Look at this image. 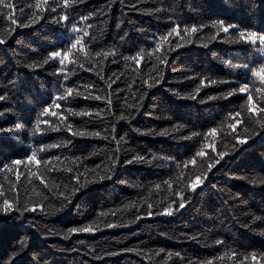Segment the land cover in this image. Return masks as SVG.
<instances>
[{"label":"trees","instance_id":"1","mask_svg":"<svg viewBox=\"0 0 264 264\" xmlns=\"http://www.w3.org/2000/svg\"><path fill=\"white\" fill-rule=\"evenodd\" d=\"M10 2L24 6L25 14H30L26 0ZM57 2L62 4L63 0ZM27 3H34V0H27ZM133 4L136 5V10L132 8ZM156 8H163L165 11L156 13ZM258 8L259 0H83L82 3L76 0L67 10L72 23L66 27L52 19L56 13H45L44 19L29 28L17 27L7 43L0 45V95L7 96L6 101H0V110L12 106L15 112V115L5 113L0 116V127H12L16 123H23L25 127L0 135V144L3 145L0 166L7 162L6 157L22 158L29 145L38 151L41 145L57 144L70 138L73 140L71 151L46 148L44 152H38V155L43 159L59 155L64 163L54 162L57 167L70 166V159L73 156L79 157L82 162L80 171L89 179L92 176L85 169L100 172L108 155L115 148V143L100 138L71 137L63 128L69 123L73 130L86 128L89 131H100L105 127L98 118L71 115L69 110L95 113L103 109V101L85 100L83 96L75 94L81 92L88 95L91 92L93 95H104L103 91L97 93V90L106 89L107 83L111 82L110 77L119 79H116L109 91L123 90L117 93L121 98L119 102L117 95L112 97L117 114L122 98L127 97L128 103H136L140 95L144 97L140 101L139 110H131L134 119L116 124L117 133L125 136L127 141L122 145L121 161L125 150L130 153L140 151L141 154L171 155L178 161L188 160L201 147L203 135L190 141L180 137L191 135L192 132L203 134L211 127H218L220 133L214 138L217 149L231 151L233 141L227 125L232 121L228 118V113L237 110L244 101L236 97H230L231 102L208 101L207 97L226 93L230 87H238L239 83L244 82L237 68L223 64L222 59L229 60L232 65L251 60V66H257L259 58L250 46L233 43V30L228 34L220 32L219 36L212 39L218 29L213 28L211 22L223 19L226 23H237L242 27H264ZM6 11L4 10L5 13ZM60 11L58 8L57 12ZM89 13H94V16L82 22L80 18ZM12 14L18 18V22L24 18L18 8ZM172 21L179 22L181 29L184 25L191 27L193 24L204 27L191 36V44L181 41L179 37H169L173 46L176 43H185V46L170 53L166 66L159 65L155 55L160 53H155L151 58H148L147 53L155 48L160 35L166 34L175 26ZM73 24L89 33L88 36L81 33L84 51L72 50L65 61L64 72L57 74V69L61 67L58 60H49L48 64H42V61L48 52L60 47L67 50L70 47L75 39L70 31ZM88 24L92 27L88 28ZM117 24L120 25L119 28ZM12 27L15 26L11 25L7 15H0V35H4L5 30ZM121 36L125 37L124 40H121ZM205 43L208 48L202 46ZM168 48L169 44L165 43L161 51ZM140 49H144V53L141 54L143 59L138 67L132 60L123 59L125 56H135ZM101 50L114 51L117 54L116 62L113 63V57L109 55L103 64L98 63L100 58L95 53ZM35 64L42 66L36 67ZM81 64L84 65L83 68L80 67ZM153 64L162 70L163 81L152 88L142 87L143 80L148 79L150 74L156 75L152 71ZM88 68L92 70L86 71ZM97 72L104 80L99 79ZM64 75L69 77L67 81H64ZM201 77L232 83L202 87L195 100L187 99L189 94L195 95ZM251 81L254 102L264 101V96L255 93V89L261 87L260 78H251ZM61 82L74 89L73 97L58 101L61 105L59 109L50 108V111L57 113L56 116H39L43 107L52 103L51 97L62 91L58 89ZM88 84H94L95 88L86 90L85 86ZM170 89H175L179 95L173 94ZM201 98L205 100L204 103L200 102ZM242 115L246 117L247 114ZM61 117L64 118V123H61ZM37 119L47 120L49 123H42L41 132L34 134L33 125ZM108 119L114 120V117ZM173 125L177 128L174 129ZM248 125L256 127L252 121H248ZM52 126H58L62 131H51ZM150 129L156 133L166 130L167 134H140ZM237 132L242 136L248 135L243 126L238 125ZM226 133L229 134L225 135ZM212 140L209 137L207 142L211 143ZM207 151L211 155L210 150ZM262 154L264 142L258 137L254 147L245 148L222 168L218 165L219 172L213 169L214 178L209 174L211 183L203 191L197 189L191 203L173 217L145 218L142 213L148 203L155 206L170 202L173 192L167 189L163 181L169 180L176 189L170 177L175 178L183 165L181 169H177L175 165L169 168L121 163L111 180L91 185L87 197L80 201L74 200L72 205L61 212H56L60 201L44 190L49 196V200L45 201L46 215H42L39 210L35 213L28 212L24 217L10 220L0 228V258H6L18 247L20 241L27 245L22 254L25 261H30L35 255L40 264H149L145 253L149 250L155 253L161 249L164 251L160 256H153L152 264H172L176 259V252L184 257L183 264H189V261L191 264H200L201 261L220 256H224V259L216 260L214 264H233L229 256L225 255L229 253V249L239 251L241 255L251 251L264 252V236L260 234L264 231V222L254 219L256 216L264 217V185L260 184V180L264 179ZM65 157L69 159L66 160ZM96 165H100L101 169H97ZM201 165L206 168L207 160L198 159L195 166L190 164V174L200 170ZM43 167L40 166L41 172ZM32 170L36 171L35 165ZM19 171L23 184L20 188L22 199H38L33 188L42 190L43 185L34 178L33 183H29L25 179L27 169L23 166ZM66 175L52 173L43 178L50 186L53 183L62 185ZM14 180V172H0V185H3L9 197V183ZM252 180L256 183H250ZM156 185L160 187L157 188ZM137 215L142 216L141 220L131 223ZM105 223L126 226L106 229ZM88 224L99 226L104 231H96L94 234L67 232L70 227ZM245 224L248 227H244ZM65 235L70 238L64 239ZM193 235L197 237L196 240L188 238ZM216 239L224 240L225 246L214 245ZM79 240H84L85 243L80 244ZM92 249L95 250V256L91 253ZM124 249L131 251H123ZM106 252H120V255L106 256ZM169 252L173 254L171 258L167 255ZM97 256L101 259L95 258Z\"/></svg>","mask_w":264,"mask_h":264},{"label":"snow or ice","instance_id":"2","mask_svg":"<svg viewBox=\"0 0 264 264\" xmlns=\"http://www.w3.org/2000/svg\"><path fill=\"white\" fill-rule=\"evenodd\" d=\"M76 2V0H63V3H58L57 0H34V3H27L26 6L28 7L30 14H25V7L18 6L10 0H0V15H7V18L10 19L12 27L10 29L5 30L4 35H0V45H5L7 43V39L11 38L12 34L16 31V28H29L32 25L38 23L41 19H44L45 13H56L52 19L55 23L60 24L62 26H67V24L72 23V19L67 15V10L72 7V5ZM82 3L83 0H80ZM19 12L24 16V18L19 19L13 15V10L17 9ZM61 9L60 12H57V9ZM133 10H136V5H132ZM4 10H7L6 13ZM165 9L163 8H156V13H162ZM258 11L261 14L262 20H264V0H259V8ZM94 16V13H89L87 16H82L80 19L82 22L88 21L90 18ZM171 20V17H169ZM175 26L171 27L170 30L164 34L160 35L156 42L155 48L147 53L148 58H151L155 53H160L155 55L156 61H158L159 65H167L168 63V56L171 52L175 51L177 48H181L185 46V43L191 44L193 41L191 40V36L195 35L197 32L201 31L204 25H200L199 27L193 24L191 27L184 25L181 29L180 23L172 21ZM211 26L213 28H217L218 31L212 37L215 39L216 36H219L220 32L228 34L230 30H233L235 33V37L233 39V43H242L245 45L250 46L255 54L259 58V62L257 66H251L252 61L245 62L239 65H232L231 62L227 59H222V63L228 65L229 67H236L238 72L242 74L243 81L239 83L238 87H230V89L226 93H220L217 96L209 95L207 97L208 101L212 100H225L229 101L230 97H236L239 100L244 101V103L239 105V108L234 111H230L228 113V118L231 119V123L227 125L228 129L231 130L230 135L232 138V145L231 151L226 150H218L215 144V137L220 134L218 132V127H211L208 129L206 133H197L192 132L191 135H183L180 139L185 141H190L194 137H200L203 135V140L201 142V147L195 151L194 155H192L188 160L185 161H178L175 156H158L154 153H144L141 154L140 151L135 152H128L125 150L124 159L121 161L120 153L122 150V145L126 144L127 141L125 136L119 135L116 130V124L119 121H128L130 119H134L132 114V109L139 110L140 101L143 100V95H140L139 99L136 100V103H128V98H122V103L120 104V111L117 114L114 111L115 105L113 102L112 97L117 95L119 91H123L122 89H117L115 91H109L112 89V84L116 82V79H112L111 77L109 80L110 83H107L106 89H98L97 93L103 91L105 94H95L93 95L89 92L88 95H84L81 92H76V96H83L85 100H96V101H103L105 107L96 111L95 113L91 111H81V112H73L71 110V115H80V116H88L98 118L102 123L105 124L100 131H89L86 128H77L73 130L72 124H66L63 128L64 131L70 133L71 137H80V138H100L104 140H108L110 143H115V148L112 149V152L107 157V162L104 164L103 168L101 169L100 165H96L97 169H101L100 172L93 170L85 169V171L89 172V175L92 176L91 179L85 175L84 172L80 171L82 166V162L80 161L79 157L73 156L70 159V166L66 165L64 167H57L58 162L63 164L64 162L61 160L59 155H53L49 159H43L38 155V152H44L46 148H58L62 150L71 151V145H73L72 139H67L66 141H62L57 144L52 145H41L40 148L34 150L31 145L28 146V151L24 154L22 158H11L6 157L7 162L3 163L0 166V172H7V173H15V180L9 183L8 193H11V196L6 194L3 185H0V228L4 227L8 224L10 220L19 219L20 217H24L25 213L32 212L35 213L38 210L42 215H46V207L45 201L49 200V196L45 194L44 190H47L52 196L56 197L60 201V207L56 209V212L64 211L68 208L69 205L73 204V201H80L83 197H87L90 192V186L100 183L105 180H111L113 175L116 172L117 166L121 163L125 165H133V164H140V165H148L150 167H164L167 166L171 168L173 165L177 169H181V165L183 168L181 171L175 176V178L170 177V180L176 185V190L173 188V183H170L169 180L163 181V183L167 186V189L172 190L173 198L170 202L166 204H157L153 205L152 203H148L144 208L142 213L143 217H173L180 210L185 209L188 204L191 203L192 197L194 194L197 193V189L203 191L208 184L211 183L209 174H212L214 178L215 173L213 169H216L217 172L220 171V168H217L219 165L221 168L224 164H227L231 159L234 158L236 154L245 150V148H252L255 146L257 142V138L259 137L262 142H264V101L261 102H254V93L253 89L250 86L251 78H260L261 87L255 89V93L258 96H264V27L257 28L255 25H245L241 26L237 23H226L223 19H214L211 22ZM88 28H91L92 25L88 24ZM119 28L120 25L117 24ZM74 35L75 39L71 42L70 47L67 50H64L63 47L57 48V50L50 51L47 54V57L43 59L42 64H48L49 60H54L59 62L61 67L57 69V74L63 73L65 70V61L69 57V53L72 50H77V52L84 51V47L82 44V36H88L89 33L78 27L76 24L72 25L70 30ZM183 32V35H181ZM127 33H125V36ZM179 37L181 41H185V43H176L174 46L172 45V41L169 40V37ZM124 36H121V40H124ZM95 39V37H92ZM165 43L169 44V48L166 51H161L163 45ZM204 48H208V44L205 43L202 45ZM53 47H56L53 45ZM144 53V49H140V51L135 56H125L123 59L125 61L132 60L134 64L138 67L143 56L141 55ZM111 55L113 57L112 62H116V53L114 51H98L95 53L96 57H99L100 60L98 63L103 64L107 57ZM34 66L40 67L41 64H35ZM81 68L84 67L83 64L80 65ZM95 67V65H93ZM86 71H91V68L85 69ZM152 71L156 73V75H149L148 79L142 81V87L152 88L156 85L161 84L163 81V72L162 70L156 65L153 64ZM250 73V76H249ZM137 74L138 71H137ZM99 79L104 80V77L97 72ZM64 81H67L69 77L64 75ZM191 79V77H189ZM217 83L220 84H230L232 82L227 80L217 81L215 79H210L207 77H201L199 80V86L195 89V95L189 94L186 98L195 100L200 93L202 87H208L210 85H216ZM129 90H131V85L128 86ZM87 89L95 88L94 84H88L85 86ZM58 89L62 91L59 92L56 96L51 97L52 103L47 104L43 107L42 111L38 114L39 116H56L57 113L55 111H50V108L55 107L57 109L60 108V104L58 101H66L70 97H73L74 89L72 87H67L64 83L58 84ZM175 95H179V93L175 89H170ZM135 97V94H133ZM6 95H0V101H6ZM121 98L117 95V101L119 102ZM201 103H204L205 100L201 98ZM231 102V101H229ZM5 113H10L15 115L12 106L6 107L3 110H0V116H3ZM103 113V115H102ZM242 113H246V117L242 115ZM109 117H114V120L108 119ZM248 121H252L256 127L251 128L248 125ZM47 124L49 121L47 120H40L37 119L35 124L33 125V132L34 134H39L41 132V124ZM61 123H64V118L61 117ZM243 126L244 132L248 133V135L242 136L239 132H237V127ZM25 125L23 123H16L12 127H0V135L6 133H13L14 129H22ZM173 128L176 129L177 126L173 125ZM51 131L59 132L62 129L58 126H52ZM137 131H139L137 129ZM141 135H166V130L161 131L159 133L154 132L153 130H148L147 132H141ZM226 133L225 135H228ZM209 137H212L213 140L211 143L207 142ZM3 145L0 144V152H2ZM227 147V145H225ZM211 155L209 154V151ZM264 155V154H262ZM130 157V158H129ZM65 159H69L65 157ZM204 161L207 160L206 168L201 165V169L196 171L194 174H190L192 172L189 169V165L195 166L197 164V160ZM223 162V164H222ZM36 166V171H33V166ZM43 165V171L41 172L40 166ZM21 166L27 169L25 174V179L28 180L29 183H33V178L38 180L40 185H43L42 190H37L36 187L33 188V192L35 193L38 199H32L31 197L27 199H22L20 194V188L23 186L21 182V172L19 171ZM52 173H61L67 174L65 177V182L62 185H57L55 183L52 186L49 183L45 182L43 178L45 175L51 176ZM250 183L255 184L256 181L252 180ZM260 184L264 185V179L260 180ZM215 187V185H212ZM159 188V185H156ZM55 189V191H54ZM227 203V201H225ZM139 212L140 209H137ZM142 216L137 215L135 220L131 223H136L137 221L141 220ZM254 219L261 220L264 222V217L256 216ZM94 223V222H93ZM126 225L114 224V223H105L104 228L106 229H113L117 227H124ZM244 227H248L247 224L243 225ZM96 231H104V229L99 228V226L93 227V224L84 225L81 227H70L67 229V232L70 234L75 233H90L94 234ZM264 236V231L260 233ZM64 239H69V235H65ZM189 239L196 240L197 237L195 235L188 237ZM80 244H84V240L78 241ZM214 245L217 246H225V241L222 239H216L214 241ZM27 245L20 241L18 247L10 252L6 258H0V264H40L38 258L33 255L30 261H25L24 256L22 255L25 253ZM75 250V249H74ZM123 251H131V249H124ZM164 250L161 249L158 252L153 253L151 250L145 253L148 257L149 264H152L153 256H160L161 252ZM91 253L95 256V250L92 249ZM230 253V255H229ZM229 253H225V255L229 256V259L233 261V264H264V252H245L243 255L239 253V251L229 249ZM87 254V253H86ZM106 256H117L120 255V252H106ZM169 258L173 256L172 253L167 254ZM176 259L173 260L172 264H183L184 257L181 253L176 252L175 254ZM97 259H101V257H95ZM224 256L220 257H213L212 259H208L206 261H201L200 264H214L216 260H223ZM191 264V261H189Z\"/></svg>","mask_w":264,"mask_h":264}]
</instances>
